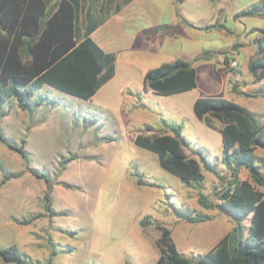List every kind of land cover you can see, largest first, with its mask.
Instances as JSON below:
<instances>
[{
    "label": "rangeland",
    "instance_id": "obj_1",
    "mask_svg": "<svg viewBox=\"0 0 264 264\" xmlns=\"http://www.w3.org/2000/svg\"><path fill=\"white\" fill-rule=\"evenodd\" d=\"M100 1H86L96 16L100 15ZM256 1L132 0L93 34L104 50L115 52L117 59L114 76L92 98H79L48 85L38 89V94L66 99L67 105L62 109L68 113L73 110L78 122L94 128L89 133L91 138L99 137L105 142L101 147L104 154H97L100 166L94 169L93 176L78 171L73 163L62 169L61 158L76 151L81 154L84 149H74L79 131L67 129L65 116L61 118L64 126L59 124L58 128L53 123L51 158L41 168L50 174L53 183L63 184L57 179L60 172L73 186L64 185L65 192L62 189L54 192L53 207L66 210L67 214L54 216L53 231L48 234L49 250H56L52 264H156V239L160 235L156 223L169 227L180 252L196 260L232 229L235 222L231 216L215 205L204 207L198 200L203 192L208 201L219 203V191L227 186L231 174L222 161L221 131L198 117L194 102L200 96L215 95L220 90L221 96L247 107L260 124L264 123V96L249 81L253 75L248 68L258 49L256 39L263 34L264 17L236 16ZM162 25H169L170 29L152 32ZM237 42L241 46L235 54L231 49ZM226 55L230 59L238 58V66L232 69L225 63ZM177 58L189 61L196 68L197 86L169 95L146 90V72ZM227 75L231 82L224 86ZM233 84L245 85L247 91L258 96L239 94L233 90ZM260 84L264 87V78ZM214 121L217 126L221 124L217 118ZM165 123L181 125L188 155L195 158L204 155L226 177L203 170V187L199 190L187 186L160 166L156 153L134 142L139 133H162ZM148 126L153 130L147 131ZM64 135L68 152L63 148ZM9 140L13 143L16 139L9 137ZM255 153L264 171V147L258 146ZM28 155L31 163L35 157L31 152ZM142 176L161 187L138 186L136 179ZM240 177L251 180L249 169L243 167ZM257 188L264 190V186ZM69 189L71 196L67 193ZM171 204L185 211H203L212 218L190 223L178 218ZM145 215H150L153 222L142 227L140 221ZM243 223L248 229L250 218ZM29 259L41 261L30 256ZM47 260L43 258L42 262Z\"/></svg>",
    "mask_w": 264,
    "mask_h": 264
},
{
    "label": "trees",
    "instance_id": "obj_2",
    "mask_svg": "<svg viewBox=\"0 0 264 264\" xmlns=\"http://www.w3.org/2000/svg\"><path fill=\"white\" fill-rule=\"evenodd\" d=\"M86 1L57 0L51 3L50 0H0V117L5 114L3 106L10 98H15L21 108L30 111L44 100L57 102L49 94H38V89L45 85L79 98L90 99L114 76L117 59L115 52L104 50L92 37V33L132 0H101L99 16L93 13L92 7L86 5ZM254 15L264 17V0L252 3L236 16ZM169 29V25H162L152 32ZM256 43L258 49L250 59L248 68L254 80L258 81L264 78V29ZM239 46L241 43H235L232 53ZM224 61L229 63L230 56L226 55ZM144 86L146 90L162 95L191 90L197 86V71L189 61L177 58L149 69L145 74ZM232 88L239 94L258 96L257 93L241 90L238 84H233ZM259 95L264 96V87H261ZM194 110L208 125L221 131L222 161L231 174L227 186L219 191V203L208 201L203 192H200L199 203L207 208L214 205L219 207L232 217L235 224L212 248L194 260L180 252L169 227L156 223L155 226L160 230L156 239V264H264V190L257 188L264 186V171L255 153L258 146L264 147V123L260 124L257 116L247 107L218 95L196 98ZM214 118L220 120L219 126ZM164 126L162 133H139L134 142L156 153L160 166L179 177L187 186L200 190L204 182L203 170L221 178L226 177L204 155L200 154L199 158L188 155L181 125L165 123ZM146 130L153 129L148 126ZM0 139L18 150L29 162L24 141L21 145H15L4 137L1 130ZM73 159V155L61 158L59 164L63 169ZM243 167L249 169L251 180L240 177ZM29 169L44 177L48 183L46 210L53 216L66 215V210L57 211L53 207L50 174L43 169ZM19 175V172L5 173V179ZM62 183L66 187L73 186L65 181ZM136 184L161 187L146 181L143 176L136 179ZM171 206L178 218L190 223H201L212 218L203 211H185L175 205ZM39 216L32 215L21 222L28 223ZM247 218H250L248 229L243 223ZM152 222L151 216L145 215L140 224L147 227ZM49 240L54 243L52 238ZM55 254L56 250H53L46 263L34 262L17 246L10 245L0 248V264H52Z\"/></svg>",
    "mask_w": 264,
    "mask_h": 264
},
{
    "label": "crops",
    "instance_id": "obj_3",
    "mask_svg": "<svg viewBox=\"0 0 264 264\" xmlns=\"http://www.w3.org/2000/svg\"><path fill=\"white\" fill-rule=\"evenodd\" d=\"M238 53L239 50L235 52V54ZM249 81L252 82L254 88L261 90V80L255 81L253 77ZM230 82L231 79L227 75L223 82L224 86H227ZM239 88L247 91L245 85L239 86ZM215 93V95L221 96L220 90H216ZM56 99L57 102L55 103L44 100L33 111H30L21 108L15 98H10L3 106L5 114L0 117V130L4 137L10 142L9 137L16 139L13 142L15 145H21L24 141L25 150L31 152L35 157L31 163H28L18 150L9 147L0 139V248L15 245L32 259L37 258L41 262L43 258L48 259L51 256L48 234L53 231L54 216L45 208V193L48 189L46 179L33 173L29 167L42 169L41 165H46L48 158H51L53 123H56L58 128L59 124L63 125L65 123L69 131L76 128L79 131L74 139V149L79 151L80 147H83L84 150L81 151V154L75 150L76 152L72 154L74 159L68 163H73L80 172H86L88 175L93 176L94 169L100 166L97 154L98 152L104 154L101 147L105 144V142L99 140V137L96 140L91 138L89 133L94 128L78 122L79 120L73 110L68 113L62 109V106L67 105L66 99ZM63 116H65L64 123L61 120ZM64 131L66 134V130ZM63 137V148L65 152H68L66 135ZM79 137L81 138L78 139ZM110 141L108 143H111ZM87 146L88 148H85ZM10 172H19L20 175L6 180L5 173ZM59 173L57 175L58 181L71 183L70 180L62 178ZM51 179L53 183V178L51 177ZM63 188V184L53 183L51 193L53 200H55V190L62 189L64 191ZM70 190H67L68 196H71ZM36 214H40V216L31 222H21L23 219H28Z\"/></svg>",
    "mask_w": 264,
    "mask_h": 264
},
{
    "label": "built area",
    "instance_id": "obj_4",
    "mask_svg": "<svg viewBox=\"0 0 264 264\" xmlns=\"http://www.w3.org/2000/svg\"><path fill=\"white\" fill-rule=\"evenodd\" d=\"M229 66L233 67V68L237 67L238 66V60L236 58L230 59Z\"/></svg>",
    "mask_w": 264,
    "mask_h": 264
}]
</instances>
